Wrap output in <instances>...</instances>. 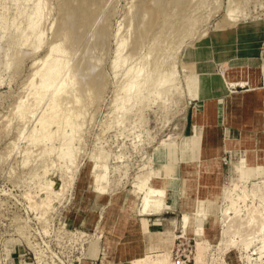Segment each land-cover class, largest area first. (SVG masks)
I'll return each instance as SVG.
<instances>
[{
  "label": "rangeland",
  "instance_id": "obj_1",
  "mask_svg": "<svg viewBox=\"0 0 264 264\" xmlns=\"http://www.w3.org/2000/svg\"><path fill=\"white\" fill-rule=\"evenodd\" d=\"M53 45L66 65L36 104ZM140 70L143 81L165 79L167 95L144 90L141 105L118 110ZM70 76L48 132L77 128L72 141H29ZM68 147L70 166L60 158ZM148 176L169 206L137 217L135 186ZM230 185L247 195L236 218L222 217ZM195 202L208 216H190L184 232ZM252 211L264 212V0H0V264H129L145 253L195 264L197 242L202 264H264L253 254L260 238L240 247L257 230L245 226ZM148 232L165 245L149 246Z\"/></svg>",
  "mask_w": 264,
  "mask_h": 264
},
{
  "label": "bare ground",
  "instance_id": "obj_2",
  "mask_svg": "<svg viewBox=\"0 0 264 264\" xmlns=\"http://www.w3.org/2000/svg\"><path fill=\"white\" fill-rule=\"evenodd\" d=\"M14 1L18 2L20 0H14ZM34 11L35 12L32 13V16L29 18V20L27 22V25H26V28H25L26 29V32L24 33L25 39L23 41L25 45L30 43V39H31L32 33L35 30V28L37 27V24H38L37 22L40 20V17H41V8L39 6H37ZM40 37L41 36H39V35L36 37L37 38V42H38L37 43L38 44L37 48H39L40 45H41ZM9 38H10V40H15L16 33H11ZM122 46H123V44L119 45V48H118L117 52L121 51ZM58 52H61V49H60L59 46H57V45L51 46L49 52L47 53L48 55L46 56V58H45V60L43 62L42 68L39 71H37V73H36L40 77L39 85L35 89L36 91H35V94H34V95H36V98H35L36 104L39 102L40 96L42 97L43 95H45L49 91V89L52 87V85L57 80L59 75H61L60 73H61V71L63 70V68L66 65L65 62L55 63L53 61V57ZM123 63H124V61L121 60V57L118 55L116 60L113 63L114 71L116 72L121 67V65ZM143 76L144 75L142 74V70H140L139 72L137 71L136 81L133 82L132 84H130L129 86H126L125 89L123 88V90H124V98H123V100H121V103H119L118 110L122 111V109L125 110V108L129 109L128 105L131 106L134 102H137V104L140 103L139 105H141L142 102L144 101V100L142 101V99H143L142 98V96H143L142 94H143L144 90L146 91L148 89L150 90L151 88H155L156 87L157 93H156V96H154L155 100L161 99V97H163L164 95L165 96L167 95V93H165V91L167 89H164L166 86L164 85V87L162 88L163 84L165 83V81H164L165 79L162 80V81L156 80L155 82L151 83L149 80L148 81L147 80L143 81V80H145L143 78ZM83 77H84V75H83ZM72 78L73 77L70 76V78H68L66 81L64 80L65 82H63L58 87L57 91L55 92V96H54L53 100L51 101V103L49 102L50 104L47 106V108L44 111V113L42 114L41 118L38 120L39 130L36 133H34V134H32L30 136L29 141H32L34 143H35V141L38 142V143L41 142V141L46 142V141H51L54 138H57L59 136H60V138L62 140L66 141L67 144H69L72 141V138H73V134L72 133L77 128H72L71 129V133H70L69 136H65L62 133L63 130H61V129L58 130L57 134L56 133L52 134V133H50V131L48 132V126L49 125L51 126L52 123L58 122L56 120L57 119V110H56L55 102H56L57 98L60 97L61 93L65 92V90L67 89L66 87L68 85H70V82L72 81L71 80ZM163 81H164V83H163ZM151 90L153 91V89H151ZM139 96H140V98H139ZM170 98H172L171 100H173L174 98L176 99L175 96L174 97L171 96ZM77 102L79 103V101H77ZM18 108H21L20 104H19ZM18 112H19V114H23V111L21 109H19ZM21 117H23V116H21ZM65 126H67V128H68L69 123L65 124ZM64 128H66V127H64ZM75 155H74V150L71 147H68L67 150L60 155V158L63 159L67 164H69L68 166H70V165L73 164V162H74L73 160H76V159H74V158L77 157ZM240 163H241V167H243L245 165L244 161H241ZM65 169H66V171H68L67 169H69V167L65 168ZM72 169H73V167H72ZM62 172H63V170H62ZM69 174H67V175L69 176ZM65 175H64V177H65ZM67 175L65 177L66 181H67V178H68ZM150 176H148L146 179H144L140 183V185L135 186V188L137 190H139L138 192L140 194L139 205L136 208V216L137 217H151V216L159 215V214H161L163 212V210L168 209V206H169V204L165 201L166 193L163 190H158L157 191L155 189L153 190L149 186L147 187V182H148V179L150 178ZM64 182H65V180H64ZM239 188L240 187L238 185H230V187L228 189L222 190V193H221L222 200H227L229 202V208H227L226 211L223 210V211H225V213H223L222 217H224L225 214L227 212H229L230 210H232V209L234 210L233 215L235 214L234 218H236V216H238V212L234 209V207L237 204V202L238 203L239 202L244 203L246 198H247L246 193L241 190L242 187L240 188V190L242 192V195L236 193ZM48 191H49V189H48ZM47 197H48V195H47ZM47 202H49V201L47 200ZM47 202L45 203L47 205H49L51 203L50 202L48 204ZM34 203H36V202H34ZM38 203H36V204H38ZM199 204L202 205L203 203L202 202H198L196 204V202H195L193 208L191 209V211L189 213H183L181 215L180 224H181L184 232L188 229V227L190 225V216L195 217V219H201V220H204V221L206 220V218L208 216L207 212L203 208V205H202V207H200ZM40 206L38 205V207H40ZM250 214L251 215H249V217H248L249 220H247V223H246L245 226H247V224L249 226L250 225L252 226V225H254L256 223V226H257L256 229L257 230L256 231L255 230L252 231L253 233H250L251 235H249L250 238L246 239L245 241L243 240V242H241L240 247H241L243 252H247V251H249V249H251V247H252L253 243L255 242V240L260 238L261 239V245H260L258 251L253 252V254L255 255V259L257 261H263L264 260V212L255 211V213H254L252 211V212H250ZM250 227H247V228H250ZM227 233H228L227 230L223 231V234H227ZM221 236H222V234H221ZM178 237H180V236H178ZM223 241H224V244H225V240H223ZM224 244L222 245L221 248L226 246L225 247L226 250H228L229 248L235 247L234 243H230V244L227 243V245H225V246H224ZM196 245L197 246H195V247L197 248V250H196V256L194 258V261H195V264H202V262H201V257H202L201 254L202 253H200L202 247H201L200 242H197ZM150 258L146 257V258L134 259V260L130 261L129 264H174V263H172L170 257L166 253L162 254L161 256L157 257L156 259H150ZM250 261H251V258L248 257L247 258V262L249 263Z\"/></svg>",
  "mask_w": 264,
  "mask_h": 264
},
{
  "label": "crops",
  "instance_id": "obj_3",
  "mask_svg": "<svg viewBox=\"0 0 264 264\" xmlns=\"http://www.w3.org/2000/svg\"><path fill=\"white\" fill-rule=\"evenodd\" d=\"M161 235L162 234L161 233H158V232H156V234L153 233V232H148V233H144V236H145L144 238L146 239V243L149 246H151L152 244H155L156 247H158V245L160 244L159 247H163V245H165V244L163 242V238L160 237ZM151 254L152 253H149V254L148 253H145V256L144 257H141V258L149 257ZM135 259H138V258H135ZM132 260H134V259H132ZM132 260H130V261H132ZM130 261H129V263H130Z\"/></svg>",
  "mask_w": 264,
  "mask_h": 264
},
{
  "label": "built area",
  "instance_id": "obj_4",
  "mask_svg": "<svg viewBox=\"0 0 264 264\" xmlns=\"http://www.w3.org/2000/svg\"><path fill=\"white\" fill-rule=\"evenodd\" d=\"M176 264H180V261H176Z\"/></svg>",
  "mask_w": 264,
  "mask_h": 264
}]
</instances>
